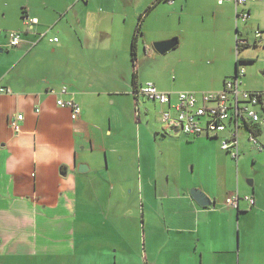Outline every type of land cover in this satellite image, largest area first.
Masks as SVG:
<instances>
[{
  "label": "crops",
  "instance_id": "0c3cea01",
  "mask_svg": "<svg viewBox=\"0 0 264 264\" xmlns=\"http://www.w3.org/2000/svg\"><path fill=\"white\" fill-rule=\"evenodd\" d=\"M155 2L0 0V89L10 91L0 92V264H264V172L244 182L237 168L245 130L237 161L220 145L231 160L221 152L224 166L209 156L215 149L211 142L228 133L195 138L208 156V175L193 187L213 203L201 208L190 187L160 176L162 165L145 147L151 133L155 140L157 131L162 140L172 138L161 121L168 107L155 103L154 118L146 99L135 93L148 83L172 94L221 91L238 67L245 71L242 90L264 89L243 87L260 84L259 69L247 67L264 63V3L161 1L143 18L133 66L131 42L139 18ZM242 14L255 22L260 38L244 41L241 64L236 65L233 49L226 54L200 49L196 34L212 26L220 31L238 26ZM27 18L36 23L26 26ZM185 27L190 36L183 49ZM15 31L21 42L11 48L8 34ZM53 38L57 42L50 43ZM173 39V85L141 76L143 60L162 55L154 43ZM179 82L195 88L177 87ZM120 96L131 113L133 104L137 108L134 144L113 130L112 106ZM57 100L76 102L79 119L73 121ZM19 115L23 119L15 133L9 119ZM159 118L161 130L154 129ZM256 132L264 141V126ZM80 166L88 170L80 173ZM235 192L240 197L236 209L225 204ZM244 197H251L253 206ZM134 200L142 208L139 233L126 222Z\"/></svg>",
  "mask_w": 264,
  "mask_h": 264
},
{
  "label": "rangeland",
  "instance_id": "374dc122",
  "mask_svg": "<svg viewBox=\"0 0 264 264\" xmlns=\"http://www.w3.org/2000/svg\"><path fill=\"white\" fill-rule=\"evenodd\" d=\"M242 16L243 14L240 15V17ZM239 20H242L243 22H239L238 26H235L233 24L232 26L222 29L221 31L218 28L214 30V27L212 26L208 31H203V33H199L196 35L193 34L195 35L194 40L196 41L200 49H204L207 52L215 50L226 54L229 49H233L236 52L237 41H240L241 44H243L244 41L248 39V37L252 38L254 36V38L256 39L257 33L255 22L249 17L247 18V15H245V18ZM188 32L189 31L185 27L184 33L182 34V36L184 37L181 39V46L183 49L189 47V43L185 41V37L190 36ZM46 41L47 39L42 40L39 44H46ZM175 53H173L172 51L167 52L164 55H160L159 58L150 61L147 58L143 60L141 52L140 60H143V62L140 67L141 69H139L140 75L148 78H156L157 81L162 80V83L164 85L172 86L173 78L171 77V73H169V70L172 69L170 61L172 60ZM255 67L256 69H259L258 73L260 84H257L255 82H245L243 84V87L247 90L255 88L258 90L259 88L261 89L264 87V79L260 73L264 70V63H257L253 67H247V69H253ZM176 86L195 88V85H186L185 83L180 82L177 83ZM115 101V104H113L112 106L113 130L114 128L117 129L118 137H121L122 132H124V138L130 143L134 144L136 138L135 126L138 125L137 117L135 116V110H137V108L135 104H133L131 113L130 109L128 108L127 99L122 96H120V98L118 99H115ZM143 102L153 113L154 118H157V105L146 100ZM140 112H142L141 107ZM161 126L162 125L159 118L158 125H155L154 123V129L161 130ZM157 132H155L157 133L155 135V138L157 140L154 139V135L151 133L150 137L146 138L145 140V147L147 153H149L150 156H152V158L155 159L158 164L162 165L163 168H160L161 170H159V172L160 176H162L164 180L169 179L170 181H176L182 188L187 189L190 187L189 189H187L189 191L195 189V187H193L194 184H199L201 181L206 180V160L208 159V156L205 155L204 157V153L202 152V149H200V143L197 139L193 137L189 138L182 134L172 135L171 133H169L167 135L172 138L162 140V138L164 137L161 135V132ZM247 140L248 135L247 133H245L241 137L242 153L237 167L241 171V173L245 175L243 177L244 182H247V180L252 181L253 178L261 176V174L264 172V169H262L261 166L257 164H264V152H256L257 150H254L253 146L248 143ZM211 143L213 146H215L214 151H217V156L214 155V151H211L209 159L211 160L212 158L213 161L219 160V165L224 166L222 161L224 160L223 155L226 154L225 152L220 150L221 140H219L218 142L212 141ZM211 149L213 150L212 147ZM221 152L223 154L222 156ZM252 156H256V158ZM228 157L229 156L226 155L225 159L230 160V158ZM233 165L236 170L235 162L233 163ZM128 209L130 211V214L127 216L126 222L128 224H131L132 226H135L136 233H139L140 228L143 225V216L142 208L140 207L138 200H134V202L130 203ZM137 226L139 227V229L137 228Z\"/></svg>",
  "mask_w": 264,
  "mask_h": 264
},
{
  "label": "built area",
  "instance_id": "2783aa9c",
  "mask_svg": "<svg viewBox=\"0 0 264 264\" xmlns=\"http://www.w3.org/2000/svg\"><path fill=\"white\" fill-rule=\"evenodd\" d=\"M219 4L234 2L236 5H244L249 2H263L264 0H216ZM245 18V15L242 16ZM25 25L36 23L35 20L25 19ZM9 47L15 48L20 45L21 35L19 32H10ZM260 38V33H256ZM50 43L57 42V38L49 39ZM239 44L241 42L239 41ZM241 45H244L241 44ZM238 57L236 55V62ZM245 75L243 67H238L233 77L224 82L221 91H208L202 93L179 92L176 94L161 92L151 84H145L135 91L136 95L168 107L161 112V121L165 130L170 133H180L188 137L205 136L217 139L220 135L228 133V137L221 140V148L229 156L237 161L240 157L239 138L245 130V124L250 131L245 130L248 142L258 151H264V141L257 137L256 130L264 126V89L260 91H244L240 88L241 78ZM67 87H62L61 93H66ZM2 93H9L7 89H0ZM57 106L70 111L71 119H79L81 108L73 100H57ZM172 111L174 115H172ZM23 116L11 117L9 124L11 129L18 133L19 122ZM250 206L254 200L251 197L243 198ZM240 197L235 192L225 200V204L232 208L238 207Z\"/></svg>",
  "mask_w": 264,
  "mask_h": 264
},
{
  "label": "water",
  "instance_id": "95a60500",
  "mask_svg": "<svg viewBox=\"0 0 264 264\" xmlns=\"http://www.w3.org/2000/svg\"><path fill=\"white\" fill-rule=\"evenodd\" d=\"M176 45H177V39H173V40L154 43V48L159 54L163 55L171 51ZM263 77H264V72H263ZM87 170L88 169L83 166H80L78 169L80 173H83ZM190 196L193 199V201L201 208L213 207V203L211 202V200L202 191L198 189L190 190Z\"/></svg>",
  "mask_w": 264,
  "mask_h": 264
},
{
  "label": "trees",
  "instance_id": "16d2710c",
  "mask_svg": "<svg viewBox=\"0 0 264 264\" xmlns=\"http://www.w3.org/2000/svg\"><path fill=\"white\" fill-rule=\"evenodd\" d=\"M161 1L162 2H167L169 0H156V2L154 4H152V6H150L149 8H147L145 10L144 14L139 18V22L137 24V28H136L135 34H134L133 39H132V42H131V52H130V56H131V61H132L133 66H135L136 60H137L136 45H137V39H138V37L141 36V27H142V23H143V18L145 17V15H147L154 8V6L156 4H158ZM242 46L243 45L239 44V41H237L236 55L238 57V60L236 62V65H239V64L242 63V60L239 57L240 52H241V50L243 48ZM135 79H136V76L134 75L133 76V81H135ZM135 91H137V88H135ZM245 130H248V131L251 130L247 124H245Z\"/></svg>",
  "mask_w": 264,
  "mask_h": 264
}]
</instances>
